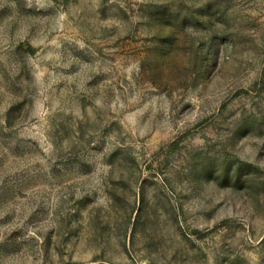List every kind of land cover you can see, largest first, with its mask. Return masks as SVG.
<instances>
[{
	"label": "rangeland",
	"instance_id": "374dc122",
	"mask_svg": "<svg viewBox=\"0 0 264 264\" xmlns=\"http://www.w3.org/2000/svg\"><path fill=\"white\" fill-rule=\"evenodd\" d=\"M0 264H264V0H0Z\"/></svg>",
	"mask_w": 264,
	"mask_h": 264
}]
</instances>
